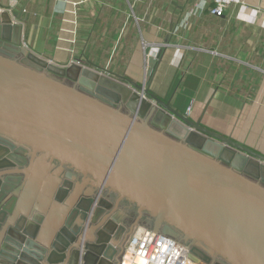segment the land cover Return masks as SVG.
Segmentation results:
<instances>
[{
    "label": "water",
    "instance_id": "95a60500",
    "mask_svg": "<svg viewBox=\"0 0 264 264\" xmlns=\"http://www.w3.org/2000/svg\"><path fill=\"white\" fill-rule=\"evenodd\" d=\"M24 9L0 0V264H119L132 217L196 238L185 245L198 264H264V154L151 84L32 52ZM36 157L66 177L55 201L67 215L49 243L39 240L44 214L17 208ZM74 181L94 193L80 195Z\"/></svg>",
    "mask_w": 264,
    "mask_h": 264
},
{
    "label": "crops",
    "instance_id": "0c3cea01",
    "mask_svg": "<svg viewBox=\"0 0 264 264\" xmlns=\"http://www.w3.org/2000/svg\"><path fill=\"white\" fill-rule=\"evenodd\" d=\"M8 1L25 8L22 43L32 52L151 84L180 112L264 154V0H240L221 16L210 13L213 0ZM31 164L17 208L44 214L39 240L49 243L67 215L55 201L66 177L38 157ZM74 183L80 195L94 193Z\"/></svg>",
    "mask_w": 264,
    "mask_h": 264
},
{
    "label": "built area",
    "instance_id": "2783aa9c",
    "mask_svg": "<svg viewBox=\"0 0 264 264\" xmlns=\"http://www.w3.org/2000/svg\"><path fill=\"white\" fill-rule=\"evenodd\" d=\"M138 0H134V4ZM240 0H213L212 15L221 16ZM204 7V6H203ZM147 82V78H146ZM119 264H198L182 242L145 225H134L126 237Z\"/></svg>",
    "mask_w": 264,
    "mask_h": 264
},
{
    "label": "flooded vegetation",
    "instance_id": "af4514ba",
    "mask_svg": "<svg viewBox=\"0 0 264 264\" xmlns=\"http://www.w3.org/2000/svg\"><path fill=\"white\" fill-rule=\"evenodd\" d=\"M145 215L148 216L147 219H151V220L153 219L152 217L154 216L153 213L151 211H149V210H145L144 211V216ZM168 222L171 223L169 220H168ZM172 226H174L180 232V237L178 238L179 241H181L184 244L189 245V246H193V245H195L197 243V240L194 237L186 238L184 231L181 228H179L177 225L172 224Z\"/></svg>",
    "mask_w": 264,
    "mask_h": 264
},
{
    "label": "rangeland",
    "instance_id": "374dc122",
    "mask_svg": "<svg viewBox=\"0 0 264 264\" xmlns=\"http://www.w3.org/2000/svg\"><path fill=\"white\" fill-rule=\"evenodd\" d=\"M139 225H145L144 223H142V222H139ZM145 226H147V225H145ZM133 227V226H132Z\"/></svg>",
    "mask_w": 264,
    "mask_h": 264
},
{
    "label": "bare ground",
    "instance_id": "6f19581e",
    "mask_svg": "<svg viewBox=\"0 0 264 264\" xmlns=\"http://www.w3.org/2000/svg\"><path fill=\"white\" fill-rule=\"evenodd\" d=\"M201 264H205L204 262H201Z\"/></svg>",
    "mask_w": 264,
    "mask_h": 264
}]
</instances>
